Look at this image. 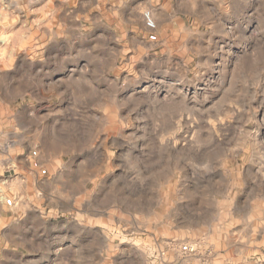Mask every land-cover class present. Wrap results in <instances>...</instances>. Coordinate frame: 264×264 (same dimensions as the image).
I'll return each instance as SVG.
<instances>
[{
    "label": "rangeland",
    "instance_id": "rangeland-1",
    "mask_svg": "<svg viewBox=\"0 0 264 264\" xmlns=\"http://www.w3.org/2000/svg\"><path fill=\"white\" fill-rule=\"evenodd\" d=\"M0 264H264V0H0Z\"/></svg>",
    "mask_w": 264,
    "mask_h": 264
},
{
    "label": "built area",
    "instance_id": "built-area-1",
    "mask_svg": "<svg viewBox=\"0 0 264 264\" xmlns=\"http://www.w3.org/2000/svg\"><path fill=\"white\" fill-rule=\"evenodd\" d=\"M36 1L43 2L45 0H36ZM143 19L147 29L154 30L156 28V22L150 12L145 13ZM182 252L189 255L194 254L196 252V247L194 245L192 246L186 245L183 247Z\"/></svg>",
    "mask_w": 264,
    "mask_h": 264
},
{
    "label": "bare ground",
    "instance_id": "bare-ground-1",
    "mask_svg": "<svg viewBox=\"0 0 264 264\" xmlns=\"http://www.w3.org/2000/svg\"><path fill=\"white\" fill-rule=\"evenodd\" d=\"M234 47V46H233ZM232 49V48H231Z\"/></svg>",
    "mask_w": 264,
    "mask_h": 264
}]
</instances>
